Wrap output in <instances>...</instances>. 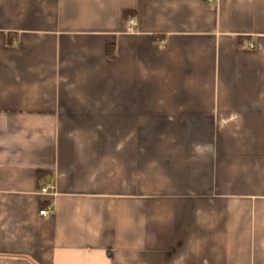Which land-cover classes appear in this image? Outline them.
I'll return each mask as SVG.
<instances>
[{
	"label": "crops",
	"instance_id": "1",
	"mask_svg": "<svg viewBox=\"0 0 264 264\" xmlns=\"http://www.w3.org/2000/svg\"><path fill=\"white\" fill-rule=\"evenodd\" d=\"M0 264H264V0H0Z\"/></svg>",
	"mask_w": 264,
	"mask_h": 264
},
{
	"label": "built area",
	"instance_id": "2",
	"mask_svg": "<svg viewBox=\"0 0 264 264\" xmlns=\"http://www.w3.org/2000/svg\"><path fill=\"white\" fill-rule=\"evenodd\" d=\"M134 27V18L133 17H130L127 21V29L129 31H131ZM46 191V189L44 190V192ZM48 211L47 210H42L39 212L40 215H47Z\"/></svg>",
	"mask_w": 264,
	"mask_h": 264
},
{
	"label": "trees",
	"instance_id": "3",
	"mask_svg": "<svg viewBox=\"0 0 264 264\" xmlns=\"http://www.w3.org/2000/svg\"><path fill=\"white\" fill-rule=\"evenodd\" d=\"M125 17H126V19H128V17H129V14L127 13V14H125Z\"/></svg>",
	"mask_w": 264,
	"mask_h": 264
}]
</instances>
